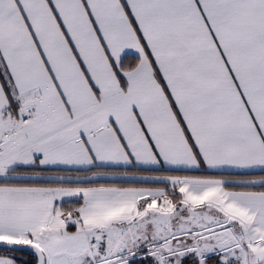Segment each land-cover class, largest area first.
I'll list each match as a JSON object with an SVG mask.
<instances>
[{
  "label": "snow or ice",
  "instance_id": "1",
  "mask_svg": "<svg viewBox=\"0 0 264 264\" xmlns=\"http://www.w3.org/2000/svg\"><path fill=\"white\" fill-rule=\"evenodd\" d=\"M0 264H264V0H0Z\"/></svg>",
  "mask_w": 264,
  "mask_h": 264
}]
</instances>
